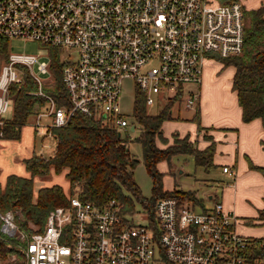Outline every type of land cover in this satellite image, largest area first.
I'll return each mask as SVG.
<instances>
[{
    "label": "built area",
    "instance_id": "obj_1",
    "mask_svg": "<svg viewBox=\"0 0 264 264\" xmlns=\"http://www.w3.org/2000/svg\"><path fill=\"white\" fill-rule=\"evenodd\" d=\"M243 9L240 0H0V35L75 53L62 66L66 106L39 77L49 72V61L9 52L0 70V125L9 87L23 81L25 70L38 84L35 93L46 98L27 123L46 135L67 126L76 112L121 135L135 130L134 116L130 120L120 105L127 78L147 106L173 107L183 99L188 108L199 106L206 63L242 51ZM223 170L233 174L228 165ZM196 204L164 196L155 204L156 223L145 211L139 214L146 222H136L115 197L98 204L73 195L41 226L21 227L16 212L0 208V237L17 241L24 264H264V255L250 260L252 241L237 230L233 211L221 201L200 210Z\"/></svg>",
    "mask_w": 264,
    "mask_h": 264
},
{
    "label": "trees",
    "instance_id": "obj_2",
    "mask_svg": "<svg viewBox=\"0 0 264 264\" xmlns=\"http://www.w3.org/2000/svg\"><path fill=\"white\" fill-rule=\"evenodd\" d=\"M243 10L245 22L242 51L218 59L223 63V68H235L231 88L237 94L243 121L260 118L264 127V0L256 8L244 7ZM9 41V38L0 35V56L3 59L9 54ZM59 52V48L52 47L49 70L55 81L53 86L45 85L44 90L52 94L59 105L70 106L62 81L63 62L59 61ZM37 90L38 84L27 70L22 82L10 85L13 115L0 125V138H20L21 128L34 114L36 106L46 102L45 97L35 93ZM171 107L170 102L158 112L149 113L144 93L137 87L133 116L140 128L136 140L142 145L143 161L152 179L153 195L149 198L142 195L135 181L133 169L137 160L131 154L123 135L119 136L118 130L112 126L76 112L67 126L51 130V136L56 142L52 155L34 153L24 158L29 176L12 173L7 176L4 185L0 183V208L16 212V220L21 227L29 228L30 222L43 225L49 211L57 205H67L73 195L98 204H104L115 197L130 212H135V199L142 205V211L147 213L152 223H156L154 208L161 197L176 196L199 202L192 191L176 187L164 189V173L159 170L158 163L169 160L174 154L185 153L194 156L197 166L209 170L214 166L215 143L211 141L206 147L198 148L189 139V134L181 137L174 132L171 143L159 146L157 139H164L162 124L172 118ZM194 121H197L200 129L199 118L194 117ZM253 166L264 175V166ZM63 169H67L69 192L60 184H52L41 187L34 198V178L46 176L51 170L60 173ZM249 238L253 248L249 257L254 262L256 257L264 255V237ZM13 255L15 258H12ZM0 264H24L23 254L15 239L4 240L0 237Z\"/></svg>",
    "mask_w": 264,
    "mask_h": 264
},
{
    "label": "rangeland",
    "instance_id": "obj_3",
    "mask_svg": "<svg viewBox=\"0 0 264 264\" xmlns=\"http://www.w3.org/2000/svg\"><path fill=\"white\" fill-rule=\"evenodd\" d=\"M211 3H219L222 0H209ZM245 8H254L257 6L261 0H240ZM9 52H24V53H32L36 54L41 58L46 59L51 62L52 57V46L47 44H42L38 41L27 39V38H10L9 45H8ZM70 53V56L68 55ZM59 61L63 62L67 57L74 58L75 53L71 51V49L60 51L59 54ZM4 59L0 56V70L1 66L3 65ZM223 63L217 58L216 61H209L206 63L204 68V73H206V80L204 79L201 84L199 85L198 89L200 91V101H202L201 112L198 111L199 106L195 107H187L185 104L184 99L181 101L180 104L174 105L172 108V118L164 123L163 129L164 132H167L170 127L173 126L172 123L175 122H182L188 123L194 120V117H199L200 121V114L206 113L208 111L207 103L209 102L211 105H217L220 109H226L227 106L231 103L232 99L230 94L229 88V78L231 74V70L233 66H226L222 67ZM34 70L36 68L34 67ZM207 74H210L212 77L211 79L207 78ZM39 75V74H38ZM205 76V74H204ZM42 78L44 84H54V75L49 70L47 74L39 75ZM48 86V85H47ZM191 87L195 88L196 84L191 83ZM136 85L132 81V79L127 78L123 81L122 93L120 98V105L123 113L127 115V117L131 120L134 110V100H135V93H136ZM1 93V91H0ZM10 106L7 112L2 114L3 119H9L13 115V100L10 99ZM163 106V102H159L158 104H153L147 106L149 113H156L158 112L161 107ZM30 120V119H29ZM47 120V119H45ZM197 122V121H195ZM29 125L28 123H26ZM24 125L23 126V134L28 133V136L33 133L30 126ZM140 132L139 125L136 124L135 130H127L123 132V137L127 140V146L133 155V157L137 160L136 164L133 169L134 178L136 183L138 184L141 193L144 197L149 198L153 195L152 191V179L145 167L143 161V150L142 145L139 141L136 140ZM44 130L40 129L38 133L35 134L36 139V148L35 152L37 154H43L45 156H50L54 152L55 148V139L51 135H44ZM127 133V135L125 134ZM167 134L171 139H164L158 140L157 144L161 147L166 146V144L171 143L173 141V135L171 137V132ZM177 133V132H175ZM34 135V134H33ZM34 139V138H33ZM189 139H192L189 136ZM3 138H0V144ZM26 142L27 138H23ZM192 143L196 146L198 145V141L191 140ZM23 142L20 140H12L8 142L11 146L9 149H3L7 152V154L2 155L4 152L0 150V161L4 163V166L0 169V179L3 180L5 178V172L8 169V166H11L13 170H21L24 167L22 161H17L15 158L17 157L18 151L16 147L21 145ZM25 145V143L23 144ZM1 149V148H0ZM27 149V148H26ZM19 155V154H18ZM9 163V164H8ZM158 168L161 172L164 173L163 175V188L164 189H172L174 187L183 189L185 191H192L202 206L210 204L213 202V198H210V195H214L215 198H218L220 190L222 186L226 184L228 180V176L222 173L221 168L219 166H213L209 170L203 168L202 166H197L194 156L191 154L179 153L174 154L171 156L169 160H162L158 163ZM11 169V170H12ZM26 170V169H25ZM67 169H63L60 173H56L54 170L46 176H36L34 187L38 189L41 186H50L52 184H60L63 186L64 190L68 191L69 189V180L66 176ZM126 192V191H125ZM125 194H128L125 193ZM196 208L201 209V204L195 201ZM123 203V202H122ZM135 206V212H133V217H135L136 222H146V218L144 214H139L142 212V205L134 199L133 201ZM238 224V231L243 233L244 235L247 234H254V235H262L264 232V228L262 225L258 223H254L255 220H259V218L254 219L252 223H247L241 221ZM35 225L33 223H29V225ZM38 226V225H35Z\"/></svg>",
    "mask_w": 264,
    "mask_h": 264
},
{
    "label": "crops",
    "instance_id": "obj_4",
    "mask_svg": "<svg viewBox=\"0 0 264 264\" xmlns=\"http://www.w3.org/2000/svg\"><path fill=\"white\" fill-rule=\"evenodd\" d=\"M261 2L254 8L260 6ZM234 71L235 68L232 67L229 78L231 94L229 100L232 99V101L226 109L221 110L220 107L214 105V103L211 105L208 102V111L206 110V113L202 112L200 114V129L197 126V122L192 120L188 123H183V121L172 123L173 126L170 127L167 132H164L163 125L169 121V119L163 122L161 130L163 137H166V139H171L167 135L169 134V131L172 133L171 137L174 132H177L181 137L185 134H189L192 138L190 140H194L195 142L198 141L199 146L196 145L198 148H204L211 143V141H214V166H219L222 173L228 176V180L226 181V184L222 186L218 198H215L214 195H210V198H213V202H210V204L205 206H202L200 203L201 207H212L216 201H221L227 209L233 211L237 215L238 219L241 218V221L252 223L254 219L259 218V220H255L254 223H258L264 228V175L260 170L253 166H264V127L260 118H254L248 122L243 121L241 107L237 100V94L231 88ZM204 74L203 80L205 79L207 83L206 73ZM211 77L210 74H207L208 79H211ZM200 102L202 103V101H199V105L201 104ZM200 106L198 111L201 112L202 107L200 108ZM31 119L32 116L30 120ZM23 126L21 128L19 139L3 138L1 141L0 150L9 149L11 146L8 142L12 140H20V142H23L16 147L19 155L17 154L15 159L17 161H22L24 164V167H22L21 170H13L11 166H8V169L5 172V178L3 180L0 179L2 185L6 183V178L9 174L14 173L22 176H29L30 174L25 166L24 158L36 153L35 134L38 132L33 126L27 125L30 126L33 133H31L30 136H28V133L23 134ZM23 138H27L26 142ZM24 143L25 145H23ZM5 154H7L6 151L2 153V155ZM225 165L229 166V169L233 171V174L223 170V166ZM3 166L4 163L0 161V168ZM41 187L36 189L33 186L34 198H36L37 191ZM66 192L68 193L69 189ZM239 222L240 219L237 223V230ZM245 236L264 237V232L262 235L247 234Z\"/></svg>",
    "mask_w": 264,
    "mask_h": 264
},
{
    "label": "water",
    "instance_id": "obj_5",
    "mask_svg": "<svg viewBox=\"0 0 264 264\" xmlns=\"http://www.w3.org/2000/svg\"><path fill=\"white\" fill-rule=\"evenodd\" d=\"M133 128H134V127L132 126L131 129H133ZM118 135L121 136V132H120V131H118Z\"/></svg>",
    "mask_w": 264,
    "mask_h": 264
}]
</instances>
